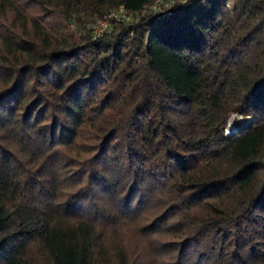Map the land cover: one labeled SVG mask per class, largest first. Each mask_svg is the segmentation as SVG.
Here are the masks:
<instances>
[{
  "label": "trees",
  "instance_id": "16d2710c",
  "mask_svg": "<svg viewBox=\"0 0 264 264\" xmlns=\"http://www.w3.org/2000/svg\"><path fill=\"white\" fill-rule=\"evenodd\" d=\"M154 1L0 0V264H264V0ZM150 189L176 258L106 236Z\"/></svg>",
  "mask_w": 264,
  "mask_h": 264
},
{
  "label": "rangeland",
  "instance_id": "374dc122",
  "mask_svg": "<svg viewBox=\"0 0 264 264\" xmlns=\"http://www.w3.org/2000/svg\"><path fill=\"white\" fill-rule=\"evenodd\" d=\"M31 10L32 15L39 19H41V14H44V12L38 9L37 6L31 7ZM45 15L47 16V11L42 18H44ZM140 15L135 18H132L130 21L115 23L113 22L111 24V28L108 29V31H106L105 33L112 31L115 25L117 24L123 23L127 27L128 25L139 21L138 19ZM97 21L98 19L85 24L78 23V25L74 23L71 25L70 28L78 32V34L80 35L90 34L93 38H95L92 28L96 27V25L94 26V24ZM249 119V117H244L240 114H231L227 126L224 130V134L226 136H231L230 131L232 128L234 129L235 134L238 131L239 125L245 123L246 121H249ZM98 133L99 132L96 131L92 132L91 129H84L83 131H81V136L84 137V139L81 140L79 146L84 149L86 147L90 148L93 146L94 148H97L98 144L101 142L102 139L101 136L98 135ZM96 152V150L93 151L91 153V156H95ZM149 193H151L150 202L147 206H145L143 212L135 214L131 218L127 219L126 221L120 222L115 226H109L110 228L108 227L109 230L107 231L106 236L108 238H111L112 241L115 243H122L127 249L128 253L131 255L133 260L143 259L144 262L145 258L146 262H150L155 260L157 257L165 258L169 255L176 258L179 254V249L178 247H175L176 249L174 248L173 251L170 244L173 243L174 245H177L180 240L183 239L184 235L182 236V233L180 232L181 227H177L176 230L169 229L170 235L166 233L165 235L159 234L161 232V228H164L162 226V223L160 224L161 221H159V219L165 214V208H162V196L166 194V191H162L161 189H156L152 191L150 189ZM160 193L163 194L160 195ZM135 201L136 200L133 199V202ZM130 204H132V202H130ZM172 220L173 219H171V221ZM138 230L140 231L141 237L138 234ZM144 245L146 247L145 257Z\"/></svg>",
  "mask_w": 264,
  "mask_h": 264
},
{
  "label": "built area",
  "instance_id": "2783aa9c",
  "mask_svg": "<svg viewBox=\"0 0 264 264\" xmlns=\"http://www.w3.org/2000/svg\"><path fill=\"white\" fill-rule=\"evenodd\" d=\"M177 0H155L154 3L151 5H148L144 8L143 13L145 12H161L164 11L167 8H171L173 4ZM181 2H186L187 0H178ZM138 13H133L127 9H125L123 6L113 10L109 14L105 15L104 17L98 19L97 22H95L92 30L94 32V37L99 38L101 37L108 29L111 28V24L114 22H124V21H130L132 18L137 17ZM97 28V29H96Z\"/></svg>",
  "mask_w": 264,
  "mask_h": 264
},
{
  "label": "bare ground",
  "instance_id": "6f19581e",
  "mask_svg": "<svg viewBox=\"0 0 264 264\" xmlns=\"http://www.w3.org/2000/svg\"><path fill=\"white\" fill-rule=\"evenodd\" d=\"M233 134H234V129L232 128L230 131V135H233Z\"/></svg>",
  "mask_w": 264,
  "mask_h": 264
}]
</instances>
